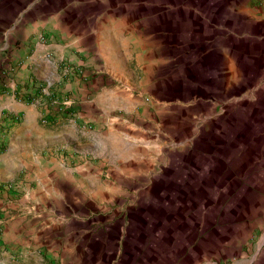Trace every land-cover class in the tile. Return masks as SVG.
Instances as JSON below:
<instances>
[{"label": "rangeland", "instance_id": "1", "mask_svg": "<svg viewBox=\"0 0 264 264\" xmlns=\"http://www.w3.org/2000/svg\"><path fill=\"white\" fill-rule=\"evenodd\" d=\"M100 6L124 18L127 82L160 90L164 132L100 202L91 264H264V0Z\"/></svg>", "mask_w": 264, "mask_h": 264}, {"label": "crops", "instance_id": "2", "mask_svg": "<svg viewBox=\"0 0 264 264\" xmlns=\"http://www.w3.org/2000/svg\"><path fill=\"white\" fill-rule=\"evenodd\" d=\"M124 24L100 0H0V264H91L110 241L97 236L100 202L156 164L162 94L127 82Z\"/></svg>", "mask_w": 264, "mask_h": 264}, {"label": "built area", "instance_id": "3", "mask_svg": "<svg viewBox=\"0 0 264 264\" xmlns=\"http://www.w3.org/2000/svg\"><path fill=\"white\" fill-rule=\"evenodd\" d=\"M66 75L71 76L72 78L76 77L80 80H85V73L83 72L82 68H79L76 66L75 67H69L68 66L66 68ZM57 107H58V109L56 110L57 113L59 112L60 114L70 118L71 120H73L76 123V116L72 112V110H70L71 107H69V104L67 102H63L61 106H59V104H58ZM42 111H43V113L41 115V122L43 124H49L52 121L53 116L56 115V112L52 111L51 109H44V108H42ZM13 119H15V117ZM81 126L83 128H90V125H88L87 123L81 124ZM2 149H3V147L0 146V151H2ZM5 187L6 186H0V189L5 188ZM1 232H2V220L0 217V234H1Z\"/></svg>", "mask_w": 264, "mask_h": 264}]
</instances>
